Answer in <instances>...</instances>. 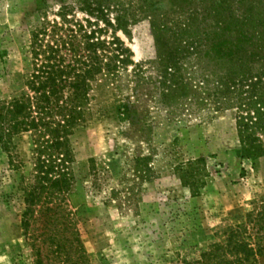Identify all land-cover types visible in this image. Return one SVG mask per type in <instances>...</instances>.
<instances>
[{"label":"rangeland","instance_id":"374dc122","mask_svg":"<svg viewBox=\"0 0 264 264\" xmlns=\"http://www.w3.org/2000/svg\"><path fill=\"white\" fill-rule=\"evenodd\" d=\"M79 1L0 0V100H10L25 88L33 72L36 30L60 21L65 5L75 9L72 18H87L78 11ZM121 2L131 4L139 16L130 36L118 33L135 64L156 60L154 19L171 28L190 23L194 36H203L230 15L219 13L221 0ZM231 3L240 16L237 1ZM107 31L111 38L113 31ZM208 60L193 56L185 63L190 90L173 103L162 98L157 70L149 64L146 82L135 81L133 66L118 80L99 77L93 114L72 138L70 222L83 249V260L76 264L233 262L228 246L240 227L241 241L256 249L250 222L264 210V157L238 156L237 112L219 109L202 83ZM129 103L136 115L121 120L116 108ZM33 170L31 135L16 137L7 149L0 146V264H38L24 227ZM205 255L213 259L207 262ZM248 264H264V252Z\"/></svg>","mask_w":264,"mask_h":264},{"label":"trees","instance_id":"16d2710c","mask_svg":"<svg viewBox=\"0 0 264 264\" xmlns=\"http://www.w3.org/2000/svg\"><path fill=\"white\" fill-rule=\"evenodd\" d=\"M236 1L240 16L232 12V0H221L219 13L230 15L203 36H194L190 23L177 22L171 28L153 18L156 60L146 64H135L132 51L118 37L119 32L130 36L129 28L139 21L132 5L121 0H80L78 11L87 16L84 20L72 18L75 9L65 5L60 21L47 22L33 33V72L19 94L0 100V146L7 149L25 134L33 138V183L24 227L38 264L83 260L69 211L75 179L72 138L92 116L95 86L105 74L118 80L133 66L135 81L142 83L146 82L145 66H154L162 98L173 103L186 98L190 90L185 63L193 56L208 58L202 83L219 109L237 112L238 156L264 157V0ZM139 11L147 13L146 6ZM107 29L113 31L111 38L106 37ZM116 112L121 120L136 115L130 103L118 106ZM250 224L256 231V249L241 241L240 227L232 232L233 243L228 246L236 260L221 258L219 264H248L263 254L264 210ZM222 250L219 247V253ZM204 257L207 262L212 258Z\"/></svg>","mask_w":264,"mask_h":264}]
</instances>
